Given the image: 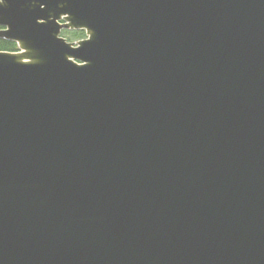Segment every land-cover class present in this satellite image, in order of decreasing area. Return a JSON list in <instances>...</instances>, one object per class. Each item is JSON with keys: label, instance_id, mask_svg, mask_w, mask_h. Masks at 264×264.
Wrapping results in <instances>:
<instances>
[{"label": "water", "instance_id": "1", "mask_svg": "<svg viewBox=\"0 0 264 264\" xmlns=\"http://www.w3.org/2000/svg\"><path fill=\"white\" fill-rule=\"evenodd\" d=\"M0 26V264H264V0H3Z\"/></svg>", "mask_w": 264, "mask_h": 264}, {"label": "trees", "instance_id": "2", "mask_svg": "<svg viewBox=\"0 0 264 264\" xmlns=\"http://www.w3.org/2000/svg\"><path fill=\"white\" fill-rule=\"evenodd\" d=\"M2 27L0 26V29ZM61 35L65 37L68 41H73V40H79L82 38H85V32L83 30H62ZM0 50H5V51H17V44L13 41L0 38Z\"/></svg>", "mask_w": 264, "mask_h": 264}, {"label": "snow or ice", "instance_id": "3", "mask_svg": "<svg viewBox=\"0 0 264 264\" xmlns=\"http://www.w3.org/2000/svg\"><path fill=\"white\" fill-rule=\"evenodd\" d=\"M3 2V0H0V3H2Z\"/></svg>", "mask_w": 264, "mask_h": 264}, {"label": "rangeland", "instance_id": "4", "mask_svg": "<svg viewBox=\"0 0 264 264\" xmlns=\"http://www.w3.org/2000/svg\"><path fill=\"white\" fill-rule=\"evenodd\" d=\"M73 41H77V40H73Z\"/></svg>", "mask_w": 264, "mask_h": 264}]
</instances>
